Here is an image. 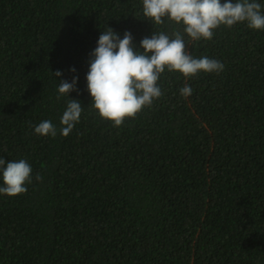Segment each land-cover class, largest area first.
<instances>
[{"label":"trees","instance_id":"1","mask_svg":"<svg viewBox=\"0 0 264 264\" xmlns=\"http://www.w3.org/2000/svg\"><path fill=\"white\" fill-rule=\"evenodd\" d=\"M109 27L136 51L153 33H183L146 19L142 0H0V159L32 168L26 193L0 194V264H264V30L185 34L189 55L223 70L165 68L163 94L113 127L86 80ZM68 98L83 110L65 137ZM45 120L55 137L35 134Z\"/></svg>","mask_w":264,"mask_h":264},{"label":"clouds","instance_id":"2","mask_svg":"<svg viewBox=\"0 0 264 264\" xmlns=\"http://www.w3.org/2000/svg\"><path fill=\"white\" fill-rule=\"evenodd\" d=\"M143 15L155 25H162L165 19L182 25L169 34L161 31L151 38L140 41L143 51L134 50L133 37L125 32L123 39L110 27L101 32L98 46L91 54L89 71L86 75L87 89L92 97L91 106L98 115L119 127L125 119L135 118L146 106L163 93L158 86L160 75L165 71H177L185 78L194 77L200 71L206 73L222 71L224 66L208 57L193 58L186 52L184 35L191 40H211L214 30L220 26L231 28L238 22H247L254 30H264L262 5L256 0H142ZM72 72L76 70L71 69ZM53 73V72H52ZM56 78L62 73H53ZM78 77L72 82L60 80L57 100L76 91ZM192 88L185 85L180 89L183 97L192 94ZM83 107L79 100L68 98L67 107L61 117L59 132L68 136L81 117ZM40 136L57 135V129L50 120L40 122L34 129ZM32 168L26 160L6 162L0 159V178L3 186L0 194L9 197L27 192L26 184L32 182ZM42 178L37 175L36 180Z\"/></svg>","mask_w":264,"mask_h":264}]
</instances>
